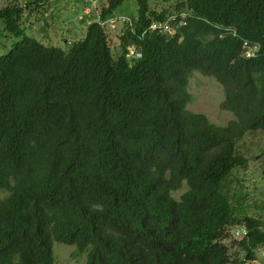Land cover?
Listing matches in <instances>:
<instances>
[{"label":"trees","instance_id":"16d2710c","mask_svg":"<svg viewBox=\"0 0 264 264\" xmlns=\"http://www.w3.org/2000/svg\"><path fill=\"white\" fill-rule=\"evenodd\" d=\"M151 1L136 0L117 58L98 21L64 50L25 33L35 2L1 5L0 34L21 40L0 55V264H55V242L85 264H230L237 225L246 259L264 245L227 186L248 164L238 141L264 133V0ZM194 71L221 84L226 125L188 109Z\"/></svg>","mask_w":264,"mask_h":264},{"label":"rangeland","instance_id":"374dc122","mask_svg":"<svg viewBox=\"0 0 264 264\" xmlns=\"http://www.w3.org/2000/svg\"><path fill=\"white\" fill-rule=\"evenodd\" d=\"M35 2L38 14L35 12L25 13L22 17V26L26 29L27 36H33L48 46L60 47L69 50L74 42L84 36L87 26L97 22V13L84 14L85 3L83 0H27ZM99 1V10L106 0ZM177 0H152L151 5L155 8L167 7ZM5 0H0V7ZM48 8V10H46ZM137 14L136 0H126L113 13L115 17H124L132 20ZM39 17H44L48 23L44 31H40ZM0 26L3 27L0 22ZM120 22L115 30L108 26L104 27L111 46L114 58L121 54L119 35L124 28ZM21 40L20 37L12 36L6 32L0 34V55L10 51L13 44ZM188 90L191 101L188 109L193 112L205 114L211 122L217 125H226L234 119L231 112L221 108L224 100V90L221 84L210 76L202 75L194 71L189 78ZM237 151L248 158V164L244 168L235 169L227 181L228 192L233 206L238 215L247 214L260 218L264 223V133H247L237 143ZM183 186L172 192V196L179 200L180 196L187 191ZM0 195H2L0 193ZM235 226L230 231V236L224 240L229 247L231 257L230 264H264V245L255 250V259H246V252L237 244L239 240L234 238ZM55 264H85L86 253H80L75 246L55 242L53 246Z\"/></svg>","mask_w":264,"mask_h":264},{"label":"built area","instance_id":"2783aa9c","mask_svg":"<svg viewBox=\"0 0 264 264\" xmlns=\"http://www.w3.org/2000/svg\"><path fill=\"white\" fill-rule=\"evenodd\" d=\"M83 2L85 3L84 14L85 15H89L92 12L97 13L98 14L97 15L98 22L104 27L108 26L111 30H115L117 25L120 22H122V23H124V25H126L131 20V19H127V18H124V17H115V16H112V17H110L109 19H106V20H101V18H100V10L98 9L99 8L98 7L99 6V1L98 0H83ZM158 27L163 28L166 31L168 29H170V26H169L168 22H166L163 25L162 24H152L150 26L151 29H156ZM245 45H248V44L245 43ZM254 50L256 51V47L254 49L248 50L247 51V56H250V57L254 56V53H255ZM133 53H134V50L132 49L130 54H133ZM135 56L136 57H140L141 54L140 53H136ZM247 235H248V230L244 226L236 227L234 232H233L234 238H237V239H242V238H244Z\"/></svg>","mask_w":264,"mask_h":264},{"label":"water","instance_id":"95a60500","mask_svg":"<svg viewBox=\"0 0 264 264\" xmlns=\"http://www.w3.org/2000/svg\"><path fill=\"white\" fill-rule=\"evenodd\" d=\"M133 20V19H132ZM45 22L44 21H41L40 23H39V29H40V31H44V29H45Z\"/></svg>","mask_w":264,"mask_h":264},{"label":"clouds","instance_id":"9594fccd","mask_svg":"<svg viewBox=\"0 0 264 264\" xmlns=\"http://www.w3.org/2000/svg\"><path fill=\"white\" fill-rule=\"evenodd\" d=\"M43 21V20H42ZM46 25V24H45Z\"/></svg>","mask_w":264,"mask_h":264}]
</instances>
